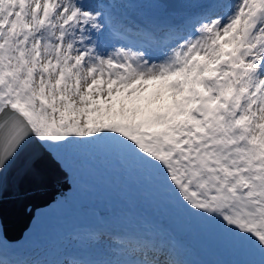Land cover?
<instances>
[{
	"label": "snow or ice",
	"instance_id": "6c2138e0",
	"mask_svg": "<svg viewBox=\"0 0 264 264\" xmlns=\"http://www.w3.org/2000/svg\"><path fill=\"white\" fill-rule=\"evenodd\" d=\"M114 3L192 4L0 0V251L10 181L23 195L41 162L59 166L61 149L90 144L264 264V0H195L194 17L143 21ZM127 246L137 264H175L150 237Z\"/></svg>",
	"mask_w": 264,
	"mask_h": 264
},
{
	"label": "rangeland",
	"instance_id": "374dc122",
	"mask_svg": "<svg viewBox=\"0 0 264 264\" xmlns=\"http://www.w3.org/2000/svg\"><path fill=\"white\" fill-rule=\"evenodd\" d=\"M93 150H96L99 154L96 158L91 160L90 154L93 153ZM60 151L63 156L62 160L68 166L70 172L72 174H80L87 186H92L93 182L98 183L102 187H114L117 185L119 188H122L126 185H129V187L134 185L131 188L130 193L135 194L136 189L137 192L140 193L136 192V197H132L128 202V208L131 203H138L139 205V208L135 211L136 220L131 222V227L133 228L130 229L132 232H135V230H133L134 228L138 229L137 227L143 224L142 222L148 220L145 216L146 214L148 215L149 210L154 211L156 205H162V203H164L162 210L165 211L166 214H168V208L174 211V214L172 215L173 220L182 217L192 219L193 224L188 231L189 237L187 236L188 243H186L185 240H181L180 244L186 245V247L183 248L182 253L192 251V260H194L196 264H205L202 256L206 255L207 264H215L216 262L221 264L224 260H226V264H260L262 260L260 253L250 250L236 249L222 244L215 237L211 229L202 227L201 222L197 218L191 217L183 213L181 210L170 207L156 184L149 179L142 169L135 166V168L130 171L129 169L132 168L127 167L129 160L113 152L109 148L105 146L98 147L97 145L84 144L69 145ZM115 158H117V160ZM69 159L71 161H69ZM82 165L86 166L83 167ZM85 168H88L89 172L86 171ZM112 172H115V174H111ZM124 172H126V174ZM73 178L75 179V177ZM140 187L142 189H140ZM74 189L75 190L71 189L67 195L57 198L48 206L36 210L29 228L24 233V241L28 244L35 243L38 240L46 238L50 234H64L69 230L75 232V227L77 225H88L90 223L91 220L88 216L93 211L92 209L89 212H81V210L72 212L71 209H69V205H67V202L70 203V201L73 200V197L84 195L83 189ZM92 200V195H90L88 199L89 203H93ZM126 214L127 212L125 213L123 211L122 215ZM161 216L162 214L158 215L159 218ZM123 220L126 219L123 218ZM112 224V229H114V231H116L117 227L123 226V223L120 225V223L113 222ZM183 226L184 224L180 228ZM53 236L56 237V239L59 237L57 235ZM128 239L131 238L128 237ZM128 239H126L123 244L122 253H128V255L133 256V259L140 258V253L131 251L129 249L131 247L127 246V242L130 241ZM45 241H48V239ZM112 241L113 240L104 241L102 238L97 239L94 236L90 239V242L87 241L86 243L88 248H91L90 254H93L96 248L112 250ZM58 247L60 248L61 246ZM48 250H52L51 246L50 248L48 247ZM102 255H105L104 251L102 252Z\"/></svg>",
	"mask_w": 264,
	"mask_h": 264
},
{
	"label": "water",
	"instance_id": "95a60500",
	"mask_svg": "<svg viewBox=\"0 0 264 264\" xmlns=\"http://www.w3.org/2000/svg\"><path fill=\"white\" fill-rule=\"evenodd\" d=\"M66 179V173L55 161L44 160L39 165L37 173L24 181L22 185L24 190L23 195L16 194L19 189L14 180L10 181L9 188H6L4 197V225H7L6 222H23L32 212L26 210L27 205L32 204L33 208L37 205L48 203L54 198L56 192H61V189L68 187Z\"/></svg>",
	"mask_w": 264,
	"mask_h": 264
},
{
	"label": "bare ground",
	"instance_id": "6f19581e",
	"mask_svg": "<svg viewBox=\"0 0 264 264\" xmlns=\"http://www.w3.org/2000/svg\"><path fill=\"white\" fill-rule=\"evenodd\" d=\"M190 2L192 4H187L189 6V8L187 9V12L185 13H181V15H176L174 13L169 12L168 10H160L159 7H157L158 4H152V3H130V7L128 10H131V13L133 15H138L137 17H139L140 15H143L144 18H150V17H155L158 16L160 14H162L163 12L167 11L169 13H171L176 19L178 20H183L185 17H188V12L192 11L193 15H196L198 11H200V7H196L198 6L197 4H195V0H190ZM185 6V8H187L188 6ZM137 10H142L145 12V14H141L140 12H138ZM148 12V13H147ZM85 155V154H84ZM83 168V167H82ZM59 237H57V239H59ZM64 239L67 240V238L63 237ZM84 237H81L76 244L71 243L72 247H76L79 248L81 247L85 240H83ZM56 237L52 236L51 240L48 241H44L43 243H41V245H34V247L29 248L24 246V243L21 242V240H17V241H7L6 239H4V247H6V249H11L13 256L16 258H19L20 261L26 260L29 257H33L35 254H38L40 252H42L43 254H41V258L42 259H48L51 260V263H54L52 261H54L55 258H58L59 255L62 254V251L64 250V245L59 247H51L52 250H48V247L50 248V246L53 244L52 242L54 240H57ZM38 248V249H35ZM91 249V248H90ZM104 249H98L99 252L95 253V257L97 259L100 258H104L106 261L112 259V261L116 260L114 258L113 252H111L110 250H104L105 255H102ZM26 253V255H25ZM24 257L21 259V256ZM95 257H93L92 259H94ZM122 259H124V256H121ZM104 260V261H105ZM32 262V261H30Z\"/></svg>",
	"mask_w": 264,
	"mask_h": 264
}]
</instances>
